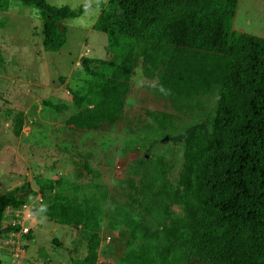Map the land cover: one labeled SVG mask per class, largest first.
Listing matches in <instances>:
<instances>
[{"label":"trees","instance_id":"16d2710c","mask_svg":"<svg viewBox=\"0 0 264 264\" xmlns=\"http://www.w3.org/2000/svg\"><path fill=\"white\" fill-rule=\"evenodd\" d=\"M17 1L36 11L41 47L49 53L65 44L64 23L84 11L82 5ZM237 1L107 0L92 24L106 37L108 60L82 59L86 78L69 93L72 106L81 109L65 120L71 133L96 132L121 121L136 67L155 80L158 96L171 102L217 95L206 122L172 137L181 149L170 201L178 211L161 233L163 244L176 248L170 255L157 254L153 244L141 243L123 254L121 264H264V38L232 29ZM3 6L0 0V10ZM21 124L17 112L13 136ZM51 188L33 192L22 185L0 195V233L4 210L39 194L48 198L43 210L48 220L79 233L81 247L71 264H96L98 201L77 205L53 199L47 196Z\"/></svg>","mask_w":264,"mask_h":264},{"label":"rangeland","instance_id":"374dc122","mask_svg":"<svg viewBox=\"0 0 264 264\" xmlns=\"http://www.w3.org/2000/svg\"><path fill=\"white\" fill-rule=\"evenodd\" d=\"M106 1L46 0L57 7L84 6L79 17L64 23L63 47L49 53L41 47L36 11L17 0H3L0 195L34 181L39 189L52 186L47 196L53 199L77 205L96 199L101 209L96 264H121L123 254L141 243L153 244L157 254L170 255L176 248L163 244L161 233L178 211L170 201L181 149L172 137L206 122L217 95L186 104L171 102L158 96L155 80L145 79L136 67L119 123L96 132L67 130L65 120L81 110L72 106L69 93L86 78L82 59L108 60L105 35L92 30ZM232 29L264 38V0H238ZM46 103L66 108L57 111ZM17 112L22 113V124L13 136ZM24 202L33 206L37 225L22 264H71L72 253L81 247L79 233L43 215L48 198L37 194ZM0 264H11L7 251L0 250Z\"/></svg>","mask_w":264,"mask_h":264},{"label":"built area","instance_id":"2783aa9c","mask_svg":"<svg viewBox=\"0 0 264 264\" xmlns=\"http://www.w3.org/2000/svg\"><path fill=\"white\" fill-rule=\"evenodd\" d=\"M33 211V206L24 202L16 209L6 208L2 214L0 250L7 251L11 264H21L25 257L30 243L27 236L36 224Z\"/></svg>","mask_w":264,"mask_h":264},{"label":"water","instance_id":"95a60500","mask_svg":"<svg viewBox=\"0 0 264 264\" xmlns=\"http://www.w3.org/2000/svg\"><path fill=\"white\" fill-rule=\"evenodd\" d=\"M166 139V138H164ZM30 190L33 191V192H38L39 191V187L36 185V183L34 181H32L30 183Z\"/></svg>","mask_w":264,"mask_h":264},{"label":"crops","instance_id":"0c3cea01","mask_svg":"<svg viewBox=\"0 0 264 264\" xmlns=\"http://www.w3.org/2000/svg\"><path fill=\"white\" fill-rule=\"evenodd\" d=\"M36 225H37V224H35L34 228L36 227ZM31 235H32V234H31ZM24 260H25V258L22 260V263L24 262ZM22 263H21V264H22ZM43 264H45V263H43Z\"/></svg>","mask_w":264,"mask_h":264}]
</instances>
